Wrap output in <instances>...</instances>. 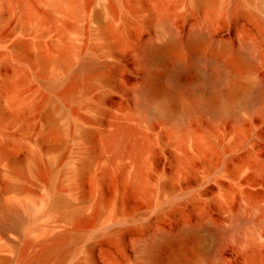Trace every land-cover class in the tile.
Masks as SVG:
<instances>
[{
  "label": "rangeland",
  "instance_id": "1",
  "mask_svg": "<svg viewBox=\"0 0 264 264\" xmlns=\"http://www.w3.org/2000/svg\"><path fill=\"white\" fill-rule=\"evenodd\" d=\"M67 3L0 0V257L20 264L26 238L30 255L76 227L46 264H149L158 231L171 238L157 264H264V0ZM161 17L179 45L147 62ZM204 26L208 39L187 43ZM243 44L251 64L235 59ZM223 67L234 84L206 78ZM149 74L178 108L232 95V110L156 111L139 92ZM53 190L66 205L50 207Z\"/></svg>",
  "mask_w": 264,
  "mask_h": 264
},
{
  "label": "bare ground",
  "instance_id": "2",
  "mask_svg": "<svg viewBox=\"0 0 264 264\" xmlns=\"http://www.w3.org/2000/svg\"><path fill=\"white\" fill-rule=\"evenodd\" d=\"M195 1L196 2H203V1L212 2L214 0H195ZM75 3H76V0H68L67 5L69 7L74 8ZM109 9H111V8H108L107 10H109ZM109 14L112 15V12H110ZM161 18H162L161 19L162 20V23H161L162 26L161 27H162V30H164V32L166 33V34H163L166 36V39H164L165 41H163V43H160V44L151 42V43H147L144 45L142 52H143L144 60L147 62H154L162 53L167 52V51L168 52L173 51L179 45V42H178V39L176 38L175 33L171 29L170 25L168 26L169 23H168L167 19L165 17L164 18L166 20L163 17H161ZM112 19H113V17H111L110 20H112ZM103 29L105 31H108V32H113V26L111 24V21H108L105 24ZM160 33L162 34L163 32L160 31ZM207 39H208V33H207V29L205 28V26L203 28L202 27H196V28L189 31L187 43H190V42L195 41V40H207ZM243 47L245 50L244 53H240V54L236 53L237 57H235V59L237 58L240 62L245 60L247 63L251 64L253 62V56L252 55L250 56L247 53V51L250 50L251 46L245 44ZM72 50H73L72 46L70 45L68 47L66 55H63V57H61L58 60L62 61L64 63L68 62L72 53H73ZM236 54H235V56H236ZM93 67H94L93 61L91 59H88V61L82 62L80 69L92 70ZM175 67H176V69H175V72L172 73V79H173V81L177 82V73L182 68V65L177 63ZM205 76L207 79L215 78V79H219L221 81H225L226 83H229V84H231V83L234 84L236 82L233 77L231 78V71L227 67H223L221 69L211 70V73L208 72V74H206ZM56 85H57V82L55 80H52V81L47 83V87L51 92L55 91ZM139 92L142 94V97H143L142 101L144 103L148 104V106L150 104L151 106H154L156 108V111L158 110L162 113H166V114H169L171 116H178L177 118H179V119H180V117L183 118V116H187V115L191 114L198 106H203V105L209 111V113H211L212 116H214V115L216 116L217 114H221V112H224V111L232 110V95H227L224 99H222L220 101H218V100L209 101L206 104L204 103L203 105L197 104L196 102H193V101H187L186 103H183L181 105V107L178 108L174 103V97H172L170 94L169 95L171 97L167 96L168 94L163 95L160 93L158 86L156 85L155 77L153 74H149L145 78V80L143 81L142 85L139 88ZM71 93L72 92H69L68 94H71ZM152 109H153V107H152ZM87 133L88 132L86 130H83V134L86 135ZM83 169H84V167H80V168H78L77 171L79 173H83ZM47 194L49 195L48 199H49V205H51L50 207L56 206V205H59V206L60 205H66V200L63 197V195H61L60 193L55 192L53 190V191H48ZM48 195H47V197H48ZM83 195H84V192H83ZM68 213H67V215H68ZM11 215L9 214V217H8V215H7V217H8V219H10L11 225L14 227L18 222V218H16V216L14 218L13 217L14 215L13 216H11ZM67 215H66V217H67ZM63 216H64V214H63ZM81 232L82 231H80V229H78L76 227L75 228L72 227L70 229L69 228L64 229V230H61L58 232H53V234L50 235L49 237H47L45 239L44 238L40 239L38 241L39 248L35 252L31 253L30 255H27L26 249H28L32 245L33 242L30 240H27V238H26L24 240L25 241V243H24L25 244V251H23V253L21 252L22 255H21V263L20 264H46V262L49 259V256L53 252L57 253V250L59 248L63 249V246L67 245V242L70 239L73 238L72 240H74L76 237L79 238V236L81 235ZM185 233H189L192 235L195 234L194 230L191 227H185V228L183 227L179 231V234H185ZM212 235L214 236V239H217L216 243H220L223 239L224 232L221 230H217V231H215V233H212ZM170 238H171V234H169L168 232L158 231V233H156V235L151 240L147 241L146 246H145V249H146V251H145L146 257L145 258L147 259V262L149 264H157V250L164 242L168 241ZM69 243H71V241H69ZM59 251H61V250H59ZM59 251H58V253H59ZM0 264H8V258L0 257Z\"/></svg>",
  "mask_w": 264,
  "mask_h": 264
}]
</instances>
